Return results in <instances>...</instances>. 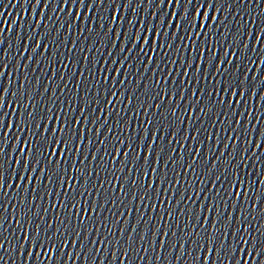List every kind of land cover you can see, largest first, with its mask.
<instances>
[{
	"label": "snow or ice",
	"instance_id": "obj_1",
	"mask_svg": "<svg viewBox=\"0 0 264 264\" xmlns=\"http://www.w3.org/2000/svg\"><path fill=\"white\" fill-rule=\"evenodd\" d=\"M39 0H36L38 3ZM169 4H173L174 8L180 7V0H168ZM215 0H204L201 4L198 0H184V7L182 12L177 13L173 11L167 19L163 15L156 19L145 22L136 21L133 17L124 25V31L121 32L120 26L123 24L122 20H117L116 10L113 11V22L117 27L113 30L112 26H108V31L103 32L104 39H97L96 43L104 47V40L108 38V32L114 31L115 35L112 37L109 44V49H117L114 53L108 51V56L111 59H106L100 56L97 60L96 56L91 58L87 55L81 61V70L77 72L75 58H63L65 68L71 64L72 75L75 77L77 83L74 86L75 91L70 93L69 97H64L66 103L62 102L56 97V89L45 87L44 92L49 93L47 103L43 99H37L33 95V91H26L21 88L19 93L20 99L17 100V93L11 94V101L9 107L13 109L16 124L18 129L14 138L11 151L5 157L4 145H0V199H3V207H0V226L3 223V213L8 212V189L15 188L22 190L19 192V203L23 205L25 202L29 205L27 210L21 207V210L15 215L19 217L16 220L17 225L24 221L23 237L20 240L19 247L22 250L25 243L28 244V254L26 261L33 254V249H39L41 245L47 246L52 244L49 250V257L55 249V241L57 240V232H60V239L63 243L60 244L63 250L68 244L69 227H73L71 243L76 244L83 232L84 240L90 234H94V226L91 223L93 216L96 217V223H100L99 212L103 211L108 204L116 205L117 201L120 206H124L127 201L128 216L132 215L133 203L136 204L139 215L136 218L131 232H136V225L144 219V211L141 205L147 208L149 215L148 222L153 220L152 213L159 212V218L155 220V226L151 230V241L155 242L157 233L160 232L161 220H164V231L161 233L160 246L163 247L166 243L165 237L169 235L168 223L174 219L184 220L185 231L180 237L181 255H183V248L185 241L192 237V231L187 230L188 224H199L201 232L196 233L195 240L192 241L190 247L195 246L197 249L204 248L203 264H210V258L215 253V259L211 260V264H216V260L221 259V252L226 247L229 254L237 253L235 264H241L239 253L244 252L243 245L248 244V239L239 238L241 229L240 219L243 214L241 210L233 224V211L237 209V200L241 197L242 190L246 193L250 189V185H246L243 178V165L233 167L229 172L225 164H219L218 161L224 155L221 150L220 156L211 158V167L206 166L209 163L210 152L215 150L219 144V138L212 143V148L206 152L203 160H199V153L201 146L197 144L195 153H191L192 145H188V151L191 153V159L185 160L184 147L185 142L189 139L188 127L191 123L185 126L183 136L179 141L176 140L180 133L181 122L183 121L184 113H180L177 119V110L179 108V100H184L187 84L191 82L195 85L199 82H210V85L197 92L194 87L192 92L188 95L197 97V103H202L203 107L199 109L201 116L212 115L213 121L216 122L218 116H224L225 113L221 111V107L234 108L240 105L245 96L244 79L247 77V70L243 73L244 79L236 78V69H233L231 76L227 75L228 69L222 66L227 62L231 65L233 58L239 60L236 53L229 54L228 48H224V56L218 55L216 47L215 34L211 30V24L208 23L209 10H213ZM67 4L69 14L73 4L76 6V16L73 17V25L75 21L81 19L80 10L83 5V0H61L62 6ZM91 5L92 0H88ZM195 4L192 11H189L188 5ZM126 6V5H125ZM201 8H204L201 14ZM35 12V7L32 9ZM219 7L213 10L211 17L212 22L217 20L216 12ZM86 16V14H85ZM41 17L37 19V26H39ZM15 23V21H13ZM98 27H103V21ZM171 29V31H169ZM69 31L72 30V25H69ZM250 34V33H249ZM92 31L89 29V36ZM97 36L101 35L96 33ZM264 37V30L258 32L256 42L259 43ZM239 37H234L233 41L238 40ZM182 43V47L178 48L177 52H172V41ZM223 40V37H221ZM119 41V43H117ZM197 42L199 46L197 47ZM63 44V41H61ZM206 44L211 45L210 49L206 48ZM127 45V46H126ZM244 47L247 48V37H245ZM138 49V51H137ZM39 50V51H38ZM91 47L88 51H91ZM211 51L212 55L207 56V51ZM28 51L27 48L22 49ZM31 55L28 60L34 64L41 63L40 59L35 57H43L45 53L49 52L47 44L41 43L38 38L36 45L31 48ZM53 55L50 59L55 62L58 57L54 54V49L51 50ZM75 51V41L70 42L69 52ZM83 51V49H82ZM99 53V49H96ZM172 53V59L169 64V71L164 74L163 79L157 75V85L166 84L167 87H160L159 92L152 90V98H158V102L153 104L152 98L147 102H136L133 105L132 97L129 96L126 101V108L139 115L141 109L144 110V116L151 118L144 120L141 118L140 122L132 120L124 121L120 124L119 121L114 122L109 126V118L114 111V108L109 107L113 105L114 98L119 93L120 99H123V90L117 88V77H120L119 84L123 85L127 78L128 72L131 70V65L127 63L132 59L134 54L137 57H147L145 70L147 64H152L156 61L157 56L160 57V62ZM187 52L185 59L184 53ZM199 52V55H197ZM123 54L122 59L117 56ZM79 56V53L77 54ZM177 56H179V63L184 65V72L180 76L179 87H176L175 76L177 73L171 71L172 64H177ZM228 60L225 61L224 57ZM91 63V69H87L88 63ZM215 65L213 66V62ZM264 63V60L261 61ZM99 65V67H97ZM113 65L115 67H113ZM158 66V65H157ZM27 65H25V68ZM123 69V74H122ZM194 69V71H191ZM203 70V75L201 74ZM3 68H0V76H3ZM156 75V73H153ZM225 75L224 80L217 77ZM55 69L51 71V76L55 77ZM190 76V81H185L184 77ZM172 79L169 80L168 78ZM61 81L70 80L71 77L66 75L64 70H61ZM29 83L25 79V84ZM65 89L67 84H65ZM219 88V92L216 88ZM151 90V89H148ZM210 97L209 100H204V95ZM43 92L38 95L43 97ZM9 95V87L7 84L0 91V109L4 108L5 97ZM253 95L255 93L253 92ZM219 97L217 100L216 97ZM107 97V99H105ZM178 98V99H177ZM251 100V96H249ZM55 101V110L54 104ZM116 104L119 103L117 99ZM41 105V111H36V105ZM251 107V105H249ZM93 109L89 112V109ZM152 109L149 113V109ZM196 109L191 106L188 108V113L191 116ZM160 113V121L156 120L157 113ZM170 113L173 120L167 124L163 121L167 120L165 114ZM230 115H237L235 112ZM259 118V113L257 114ZM7 113L0 114V136L5 143L9 133L13 130L14 124L12 117H8L7 125L4 124ZM259 122V120H258ZM224 123H229L228 119ZM158 124V126H157ZM241 124L240 116L237 115L236 125ZM115 127L121 128L124 135L113 136L109 141V134L113 132ZM131 132L129 133V129ZM94 129V132H93ZM151 129V130H149ZM25 138L22 140L21 136ZM165 135L168 136V142H164ZM198 135V133H197ZM260 137L264 138V128L260 129ZM102 137V138H100ZM97 138H100L97 140ZM197 136H192L196 140ZM250 138V134H249ZM206 139L212 140L209 136ZM228 139H233L231 146L232 151L228 153V161L226 164L231 166L235 162L232 160L233 153H236V145L240 142V137H226L223 148L229 147ZM179 143L180 150L177 151L176 144ZM262 140L257 139L255 148L261 147ZM19 144V153L23 156V164L17 157L12 160V154L16 151V146ZM98 145L103 146V148ZM241 149L238 153L242 160H247L245 150ZM89 149H93L89 155ZM87 162V164L85 163ZM11 164L12 172L8 174V166ZM118 165V166H117ZM127 166V173L125 174V167ZM181 169L184 170L183 175ZM199 172V176L196 173ZM196 176V179L191 177ZM211 179L208 180V177ZM200 177H203L201 179ZM230 177V182L228 180ZM5 179L7 186H5ZM207 180V183H206ZM227 183V189H224V184ZM99 181V183H97ZM15 182V184H14ZM261 186L264 187V180H261ZM29 185H31V193H29ZM43 188V195L38 196ZM111 185V187H108ZM194 185H196L194 187ZM118 194L113 195V193ZM179 188V192H177ZM90 189H95V193ZM103 192V195L101 194ZM224 195L221 198L220 193ZM235 195L231 200L230 205H226L225 201ZM81 197H84L82 200ZM87 197H91L89 203ZM175 198V202H173ZM51 199V207L53 209L59 208L60 213L57 219L63 215L66 210L68 215L63 217L64 223L63 231L60 224L56 220L49 217V223L46 228H41L44 222V217L48 214L49 200ZM217 199H221L219 205L216 204ZM39 201L44 202V211L40 213L37 219L35 228L32 227L33 218L37 217L39 212ZM192 201V205L186 209L180 208L182 202ZM199 201V204H196ZM208 202V207H205L204 202ZM150 202V203H149ZM259 202V197L255 204ZM35 206L36 211H32V206ZM167 207V211L165 208ZM225 207L228 208L227 213H224ZM83 208V212H81ZM179 209V215H177ZM25 211L29 213L28 218H25ZM187 211L189 216L184 217V212ZM75 213V215H73ZM201 214L203 219L201 220ZM120 215H124L123 212ZM211 216V223L209 224V217ZM9 219H12L10 216ZM108 218L105 217L107 222ZM119 220V216L116 217ZM127 225V219L124 221ZM219 225V227H218ZM177 223L174 227H180ZM115 224H112V229ZM148 223L146 222L141 229L140 239L144 240L147 236ZM53 229L52 235L44 239L42 232H47ZM229 230H231V239H229ZM223 231V235L221 234ZM246 232V230H244ZM99 229H95V234H98ZM121 235L123 229L120 230ZM38 241L41 243L38 244ZM95 243V239L93 240ZM132 237L129 235L128 243L131 244ZM199 242V243H197ZM177 243V233L172 231L171 246L175 247ZM256 241H252V246L249 248L248 255L252 254V248L256 246ZM239 245V248L237 247ZM2 246V245H0ZM83 244H81V248ZM264 252V244L256 248V255ZM39 257V251L36 252ZM113 260L115 259V252H113ZM127 252L121 256V264H123L124 257ZM200 260V251L196 252V261L193 264H198ZM103 264V261H101ZM227 264V261L224 262ZM244 264H249L245 257ZM253 264L255 261L253 260ZM264 264V261H261Z\"/></svg>",
	"mask_w": 264,
	"mask_h": 264
}]
</instances>
